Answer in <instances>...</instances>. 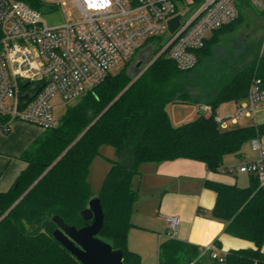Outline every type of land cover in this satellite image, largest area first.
Returning <instances> with one entry per match:
<instances>
[{"label":"trees","instance_id":"trees-1","mask_svg":"<svg viewBox=\"0 0 264 264\" xmlns=\"http://www.w3.org/2000/svg\"><path fill=\"white\" fill-rule=\"evenodd\" d=\"M19 1L39 11L43 6L40 0ZM195 2L198 7L204 0ZM250 9H254L250 4H240L239 18L216 30L196 52L198 62L193 69L179 70L166 50L125 91L138 74L133 57L118 73L110 72L98 87L69 103L59 126L44 130L21 156L27 169L8 192L0 193L1 219L46 173L0 222V264H81L54 238L57 225L53 219L59 216L77 228L91 224L82 212L94 198L89 176L104 146L115 148L117 160L112 161L97 197L105 215L99 238L123 252L124 264L142 263L128 247L131 217L139 198L133 181L141 166L191 159L218 172L226 169L224 156H240L245 143L264 137V123L224 130L215 121L220 105L240 104L253 80L264 78V55L219 82L199 74V68L213 59L215 46L235 32ZM168 42L167 36L152 37L145 46L155 59ZM173 103L207 106L212 113L202 111L196 120L174 127L167 112ZM4 121L0 117V124ZM206 186L217 194L211 218L225 223L227 234L254 244L253 248L229 251L227 264H264V187L253 176L247 187L213 181ZM205 213L199 209V214ZM216 244L219 248L220 243ZM206 259L217 264L209 252ZM159 264L206 263L199 248L169 238L160 245Z\"/></svg>","mask_w":264,"mask_h":264},{"label":"built area","instance_id":"built-area-1","mask_svg":"<svg viewBox=\"0 0 264 264\" xmlns=\"http://www.w3.org/2000/svg\"><path fill=\"white\" fill-rule=\"evenodd\" d=\"M82 19L51 28L39 10L19 0H0V131L8 133L14 122L54 129V99L71 103L98 87L122 61L130 60L148 39L169 37L162 50L181 71L193 69L196 52L213 33L240 15V4L264 11V0H72ZM188 8L179 14V7ZM181 16L174 33L169 22ZM146 41V42H144ZM26 85V86H25ZM26 94L31 96L25 97ZM264 110V78H255L246 99L235 113L215 117L224 130L242 118L258 120ZM204 112L211 114L210 107ZM260 156L223 169V173L248 174L264 187V137L255 139ZM168 236L174 238L180 221L168 217ZM217 264H227L226 254L208 246Z\"/></svg>","mask_w":264,"mask_h":264},{"label":"crops","instance_id":"crops-1","mask_svg":"<svg viewBox=\"0 0 264 264\" xmlns=\"http://www.w3.org/2000/svg\"><path fill=\"white\" fill-rule=\"evenodd\" d=\"M204 107L198 106V117ZM259 114H264V110ZM169 117L174 127H180L186 121L184 117L181 120L170 114ZM197 118L187 119L194 121ZM255 122L261 124L258 120ZM220 128L223 129L221 126ZM43 132L42 128L21 121L14 122L8 133L0 131V193L8 192L27 169L28 164L21 156ZM233 175L227 176L222 170L209 171L205 163L191 159L142 165L140 174L133 181L139 198L131 217L133 227L128 234L129 250L141 257V264H159L160 245L169 239L168 217H177L180 221L174 238L199 248L206 264H213V261L206 259V253H203L205 247L214 246L222 254L253 248V243L227 234L226 224L210 216L216 205L217 194L206 186L207 181L229 185H238L240 179L243 183L247 181L245 174ZM250 179L249 175V182ZM241 187L247 186L243 184ZM199 209L207 213L201 215ZM217 242L220 243L219 248Z\"/></svg>","mask_w":264,"mask_h":264},{"label":"rangeland","instance_id":"rangeland-1","mask_svg":"<svg viewBox=\"0 0 264 264\" xmlns=\"http://www.w3.org/2000/svg\"><path fill=\"white\" fill-rule=\"evenodd\" d=\"M40 2L43 5L40 10L42 18L51 28L59 27L69 21L78 22L82 19L78 8L72 0H40ZM188 8L191 10L189 6L183 4L182 7H179V14H183ZM254 9H250L247 12L243 23L239 24L232 35L223 38L215 46L211 65L210 61L200 67V75H205L213 82H219L221 79L225 80L224 78L230 77L229 75L232 71L250 64L257 56L264 55V12L256 8ZM152 58V52H150L148 46L144 45L138 49L133 58V68L136 69L135 73L141 72L149 65L154 60ZM125 63L126 61L119 63L111 73H118L125 66ZM139 63H141V66L138 68ZM68 105L69 103L65 102L60 96L54 99V115L56 119L60 120L64 116ZM238 105L236 102L224 103L216 109L215 115L216 117L224 118L229 114L235 113ZM167 112L171 117H176L180 120L181 117H184L186 121L179 125L182 126L193 120L187 118L198 117V105L173 103L167 106ZM259 122L264 123V114L258 115ZM255 124L254 119L242 118L237 124L232 125V127H249ZM101 153L103 156L98 157L93 163L90 174L94 198L100 194L103 182L113 166L112 161L117 160L116 150L113 146H104ZM259 156L260 152L254 147V142L248 141L244 144L240 156L234 154L224 156L223 165L226 168L234 167L240 164V162L255 161ZM226 174L230 177L234 176L231 173ZM245 175L247 181L243 183L240 179L237 182L238 186L241 187L243 184L244 186L249 185V175ZM235 176H240V174L235 173Z\"/></svg>","mask_w":264,"mask_h":264},{"label":"water","instance_id":"water-1","mask_svg":"<svg viewBox=\"0 0 264 264\" xmlns=\"http://www.w3.org/2000/svg\"><path fill=\"white\" fill-rule=\"evenodd\" d=\"M180 20L181 16H177L169 22V31L171 33H174L177 30L180 25ZM162 54L163 51L154 60H156ZM140 66L141 63H139L137 67L139 68ZM148 67L149 66H146L140 73L137 74L133 82L125 89V91L142 75V73ZM123 93H121V95ZM28 96L31 95H25V97ZM83 134L79 137V139L83 136ZM68 150L62 156H64ZM60 158L55 162V164L60 160ZM41 178L27 190V192L11 207V209H9V211L4 216L1 217L0 222L8 216L11 210L34 188ZM82 217L85 221L91 222V224L82 228H77L75 226L67 225L63 219H61L59 216H56L53 219L57 225V230L54 232V238L81 264H124L123 252L121 250H114L110 244L99 238V234L105 225V215L101 200L97 197L93 198L89 202L88 208L82 212Z\"/></svg>","mask_w":264,"mask_h":264}]
</instances>
